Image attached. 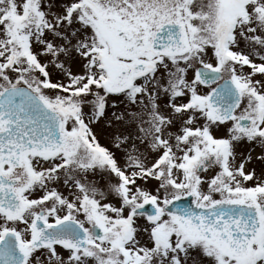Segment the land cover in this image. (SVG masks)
<instances>
[{
	"label": "snow or ice",
	"instance_id": "obj_1",
	"mask_svg": "<svg viewBox=\"0 0 264 264\" xmlns=\"http://www.w3.org/2000/svg\"><path fill=\"white\" fill-rule=\"evenodd\" d=\"M0 264H264V0H0Z\"/></svg>",
	"mask_w": 264,
	"mask_h": 264
}]
</instances>
